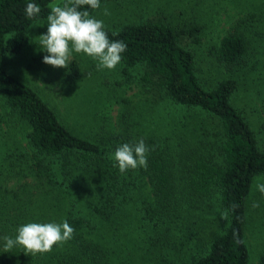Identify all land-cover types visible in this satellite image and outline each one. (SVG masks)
Masks as SVG:
<instances>
[{
  "label": "trees",
  "instance_id": "obj_1",
  "mask_svg": "<svg viewBox=\"0 0 264 264\" xmlns=\"http://www.w3.org/2000/svg\"><path fill=\"white\" fill-rule=\"evenodd\" d=\"M30 2L41 9L34 18L25 15ZM53 4L71 0H0V264H264V247L252 252L246 235L260 203L253 182L264 177V149L246 121L255 115L264 128V40L248 28L264 25V13H245L203 59L181 43L200 45V9L181 28L161 20L104 28L127 46L116 68L73 59L65 79L52 81L66 90L95 84L91 120L78 129L60 102L48 106L6 69ZM141 139L147 168L121 174L115 150ZM65 220L73 238L50 253L3 252L2 238L20 226Z\"/></svg>",
  "mask_w": 264,
  "mask_h": 264
},
{
  "label": "rangeland",
  "instance_id": "obj_2",
  "mask_svg": "<svg viewBox=\"0 0 264 264\" xmlns=\"http://www.w3.org/2000/svg\"><path fill=\"white\" fill-rule=\"evenodd\" d=\"M105 9H107L108 15L104 14ZM197 9L201 10L197 20L203 27L199 34L200 45L195 46L191 41L184 40V38H182L181 43L184 46L190 45L192 49L196 48L197 56L203 59L206 51L208 52L217 45L218 38L232 31L235 23L241 18L243 19L245 13L251 15L258 11L263 14L264 0H122L101 7L93 17L103 21L104 28L108 30H117L127 24L144 23L149 20H161L176 28H181L190 24L191 19L194 21L195 15L193 13ZM248 30L258 31L254 39L262 35V40H264V25L254 24ZM46 32L47 22L34 25L29 31L31 36L30 47L22 56H8L5 61L6 69L22 83L36 91L48 106L53 107L51 99L60 102L59 111L67 116V121L70 120L78 129H85L84 126H88L91 120L93 111L91 100L96 90L95 84L87 80L77 90L75 87L72 90H66L59 89V86L55 88L52 85L54 77L55 82H62L65 79L63 74L66 70L53 68L42 62L47 53L42 51L36 37L46 34ZM244 32L251 34V32ZM244 32L242 31L243 35L246 36ZM257 40L259 43L261 39L258 38ZM32 58H36L37 61L34 63L33 69L28 70ZM80 58L86 64L98 63L82 53H73L69 63L73 59H78L81 63ZM136 91H138L137 88ZM65 95L72 96L64 97ZM127 95L134 96L135 93L128 92ZM132 100L135 103L138 99L132 97ZM67 103L73 105L74 112L64 108ZM239 103L240 99L237 100V104ZM250 111L253 113V107H250ZM113 115H116L115 110H113ZM246 121L255 133L258 145L264 149V128L260 127V121L258 122L255 115H252L250 119L247 117ZM257 183H264V177H257L253 182L254 193L255 196L258 193L260 199L257 200L260 203L259 207L254 208V210L251 209L252 216H249L250 224L246 233L252 252L264 247V194L257 190Z\"/></svg>",
  "mask_w": 264,
  "mask_h": 264
},
{
  "label": "clouds",
  "instance_id": "obj_3",
  "mask_svg": "<svg viewBox=\"0 0 264 264\" xmlns=\"http://www.w3.org/2000/svg\"><path fill=\"white\" fill-rule=\"evenodd\" d=\"M83 6L95 10L100 8V0H71V6L53 4L47 16V32L36 37L47 55L45 65L53 68L68 69L73 53L84 54L97 61L100 69L114 70L122 60L126 44L110 41L104 30L103 21L89 15ZM41 12L39 5L27 3L25 15L34 18ZM108 15L107 9L104 11ZM118 33H113L117 35ZM148 146L144 140L136 144L124 143L114 153V161L121 174L128 170L147 168ZM257 190L264 194V183L256 184ZM233 207H236L233 205ZM253 208L259 207L254 202ZM226 216L227 213H224ZM74 228L65 220L61 223H27L17 229L15 238L4 236L3 252H11L20 247L24 253L37 255L50 253L55 246H62L73 238Z\"/></svg>",
  "mask_w": 264,
  "mask_h": 264
}]
</instances>
